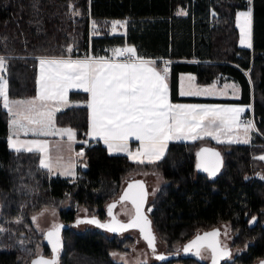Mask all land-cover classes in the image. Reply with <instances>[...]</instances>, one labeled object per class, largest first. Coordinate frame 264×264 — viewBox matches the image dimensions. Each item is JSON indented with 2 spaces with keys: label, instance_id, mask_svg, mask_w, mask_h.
<instances>
[{
  "label": "trees",
  "instance_id": "trees-1",
  "mask_svg": "<svg viewBox=\"0 0 264 264\" xmlns=\"http://www.w3.org/2000/svg\"><path fill=\"white\" fill-rule=\"evenodd\" d=\"M0 0V56L7 57L5 78L10 99L36 95L38 57L91 55L109 58L116 47L131 46L145 59H170V92L178 97V74H195L206 85L226 75L240 84L239 102L252 103L258 134L250 145H213L223 167L216 176L197 173L195 154L202 141L170 143L154 163H138L123 155H110L100 142L89 141L85 105L57 113L55 122L75 131L77 176L64 179L40 167L37 152L16 153L8 148V113L0 99V264H30L37 256L50 258L52 249L33 227V217L44 209L55 210L61 229L59 264H122L112 253H125L132 238L95 226L78 231L72 225L80 208L84 219L105 222L106 206L115 200L130 176L148 171L159 175L147 208L151 226L166 250L151 264H205L181 256L183 246L198 234L225 225L231 232L234 259L220 264H257L264 260V0ZM70 5L79 10L73 16ZM252 7L254 47L238 45L237 11ZM186 15H177L178 10ZM128 21L125 35L109 32L108 22ZM97 26L91 30V24ZM71 46L72 51L67 48ZM182 61V62H181ZM243 72L248 73V78ZM87 93L71 91V101L85 102ZM249 111L246 112V115ZM68 207H63L65 203ZM255 217V221H253ZM22 222L17 224L15 221ZM11 233V236L8 234ZM34 237L28 240L27 236ZM29 246V257L20 261L17 242ZM42 251L36 255L35 245ZM16 246V247H12ZM231 249V248H230ZM168 257V258H167Z\"/></svg>",
  "mask_w": 264,
  "mask_h": 264
},
{
  "label": "snow or ice",
  "instance_id": "snow-or-ice-1",
  "mask_svg": "<svg viewBox=\"0 0 264 264\" xmlns=\"http://www.w3.org/2000/svg\"><path fill=\"white\" fill-rule=\"evenodd\" d=\"M37 3L33 4L34 8L37 7ZM70 12L73 16L80 15L79 10L71 5ZM176 14L186 15V12L181 9ZM251 15L250 8L248 11L237 13V26L241 33L240 44L248 48L252 47ZM117 26L123 27L124 22L113 21V29ZM67 51L71 52L72 47L69 46ZM114 56L123 59L117 62L112 59L93 57L72 59L70 56L63 55L38 57L40 75L36 82L37 95L27 100H10L8 82L4 75L7 70V57L0 56V98L10 117L8 121L11 132L8 138L9 148L16 153L40 152V167L51 172L53 165L48 156L47 141L28 140L18 147L21 145L19 133L31 132L34 136L60 135L72 141L75 137L73 129L55 128L53 117L55 112L60 111L59 106L50 108L46 103L49 100L66 102L67 90L70 87L82 88L84 92L90 93L87 102L90 110L87 135L99 136L103 139L110 153L127 151L126 142L130 136L140 141L142 151H138L135 156L130 154L131 159L139 156L147 157L149 163L159 161L165 154L169 140H196L210 136L223 143L225 141L220 140V137L224 135L228 136V143H249V134L257 131L252 120H241V115L245 112L244 107L170 104L165 83L168 73L167 64L162 71L157 70L154 66L155 62L139 56L134 47L117 48L114 50ZM188 79L192 81L194 77L190 76ZM227 87H231L234 94L238 93L237 85H225V88ZM201 94H213V92L211 88L181 92V95ZM234 128L238 133L235 138L230 135ZM241 132L242 136L239 135ZM78 155H83V152ZM197 156L203 157L197 163V168L208 172L209 176H215L219 171L220 154L202 148ZM207 157L215 158V160H209ZM260 159H264V156ZM144 162L143 158L139 160V163ZM65 174H73L71 167ZM133 187L134 185H129V189ZM135 187L142 189L139 183ZM145 197L146 193L141 191L137 197L132 198V203L136 208V217L129 224L118 223L114 218L111 224H99L95 219L78 222L96 223L111 232L125 230L128 227H139L148 246L154 249L155 236L150 230L149 222L140 213ZM127 198L128 193L126 192L121 199ZM112 207L109 206L110 213ZM35 219L33 217V220ZM255 219L253 217V221ZM21 222L20 219L15 221L17 224ZM4 231L6 229L0 227V232ZM218 236L219 233L215 230L205 233L204 236H197L185 246L184 251L201 257L202 249L210 250L212 264H219L221 259L230 258L231 253L226 247L220 245ZM47 238L52 245V258L46 259L41 256L34 259L32 264H59L61 244L58 230L48 232ZM113 255L116 254L113 253ZM158 258L164 259L163 256Z\"/></svg>",
  "mask_w": 264,
  "mask_h": 264
},
{
  "label": "crops",
  "instance_id": "crops-1",
  "mask_svg": "<svg viewBox=\"0 0 264 264\" xmlns=\"http://www.w3.org/2000/svg\"><path fill=\"white\" fill-rule=\"evenodd\" d=\"M249 8L251 9V13H252V15H251V40H252V47L248 48V47H244L242 45L239 46V47L245 48V49H250L252 51V49L254 47L253 38H254V31H255L252 7L249 6L246 10H240V11H237V13L238 12L248 11ZM237 13H236V17H235V26H237ZM241 23H242V21H241ZM239 37H240V34H239ZM124 47H120V48H124ZM67 56H70L72 59H84L85 57H93L91 55H86V56H82V57H72L71 55H67ZM93 58H98V57H93ZM105 59H112V60H115V61L119 62L118 59H120V57L110 56L109 58H105ZM36 60H37L36 70H37V79H38V77L40 75V65H39V60L37 58H36ZM146 60H150V61H154L155 62V59H146ZM154 66L157 68V70H160V68H159V66H158V64L156 62H155ZM243 73L248 78V75L246 74V72H243ZM190 76L194 77V79L192 81H189V79H188ZM169 78H170V74L166 75L165 83L167 84L168 101L172 105L239 106V107H244L245 108V112L241 115V118H242V116L246 115L247 111H249L248 114L253 113L252 103L243 104V103L239 102L240 97H241L240 84L237 81H235L234 79H232V78H230V77H228L226 75L219 76L218 78H216L215 80H213L209 84L202 85V84H198L197 83L195 74L190 73V72H180L178 74V90H177L178 97L179 98H193V99H196L194 101H183V100H174V99H172V95H171V92H170ZM37 79H36V82H37ZM232 84H235V85L238 86V93L234 94L233 89L231 87L225 88V85H229L230 86ZM205 88H211L213 94L181 95L182 91H185V92L189 91V90L196 91L198 89H205ZM37 90H38V85L36 83V95H37ZM71 91L84 92L82 88L70 87L67 90V101L66 102H63V101L57 102L55 100H49V101L46 102L49 105L50 108H55L57 106H59V108H60V111L55 112L54 113V117H53L55 128H57V129L70 128V127H61V126L56 125L55 118H56L57 113H59L61 111H64V110H66V109H68L70 107H75V106H79L80 105L79 103L81 101H71L69 99V93ZM84 93H87V92H84ZM87 95H88L87 100L85 102H81V104L85 105L86 107H87V102H88V100L90 98V93H87ZM34 97H31V98H34ZM31 98H18V99H10V100H21V99L27 100V99H31ZM0 99H1L2 105H3V100H2V98H0ZM15 110L16 109L14 108V111ZM87 110H88V131H89V112H90V110H89L88 107H87ZM9 119H10V117H9V114H8V121H9ZM10 134H11V132H10L9 123H8V136H7L8 148H9L8 138H9ZM237 134H238L237 130L234 128L233 133H231L230 135H232L235 138L237 136ZM255 134H258L257 131L251 132L249 134L250 135L249 143H242V142L228 143L227 142L228 136L222 135L220 137V140L225 141L223 143L218 142L216 139H213L210 136H206L203 139H196V140H192V139L169 140V141H167V146L170 143H194L196 141H202V142H206V143H209V144H212V145H216V146L217 145H222V144H227V145H235V144L250 145V144H252V142H253V140L255 138ZM239 135L242 136V132L239 133ZM19 140L21 141V145H18V147L22 146V143L24 141H28V140L47 141V143H48V156H50V158H51V163H52L53 167H52V171L51 172H49L48 169H46V170L50 174H52L54 176H58V177L64 178V179L73 180V179L76 178V176L78 174L77 173V165H78L77 156H78V153H79L75 149V145L77 144L76 137H74V139L72 141H69L66 136H64V137H61L60 135L34 136L31 132H29L27 134H24L23 132H20L19 133ZM89 141L100 142L106 148L107 153L110 154V155H123V156L128 157L130 160H132L134 162H139V160L141 158H143L145 160V162H148L147 157H139L138 156L135 159H131L130 158V154L132 156H135V154L138 151H142L140 141L136 140L132 136L128 137V140L126 142L127 143V151H123V152L113 151L112 153H110L109 150H108L107 145L104 143L103 139H101L99 136L91 137V136L87 135L86 142H89ZM167 146H166V148H167ZM37 153L40 155V159H41V153L38 152V151H37ZM69 167H71V170H72V173H73L72 175L65 174Z\"/></svg>",
  "mask_w": 264,
  "mask_h": 264
},
{
  "label": "rangeland",
  "instance_id": "rangeland-1",
  "mask_svg": "<svg viewBox=\"0 0 264 264\" xmlns=\"http://www.w3.org/2000/svg\"><path fill=\"white\" fill-rule=\"evenodd\" d=\"M113 21L124 22V26L123 27L117 26L115 29H113V27H112ZM127 25H128V21H125V20L109 21L108 22L109 32L113 35H125L126 30H127ZM96 28H97V26L92 23L91 24V30L95 31ZM236 28L238 30V35L240 34V36H241L240 28L238 26H236ZM238 45L241 46L240 37L238 39ZM125 47H128V46H125ZM117 48H120V47H116L115 49H117ZM111 56H114V51L112 52ZM246 74L248 75L247 72H246ZM79 104H80L79 106H82L81 102ZM257 133H258V131H257ZM84 143L86 144L87 142L85 141ZM79 153H81V152H79ZM165 153H166V150H165ZM262 156H264V153L258 155L257 158L260 159V157H262ZM77 159H78V156H77ZM260 160L263 163V168H264V159H260ZM144 163H149V162H144ZM136 177L144 179V181L146 183L145 191L148 193V201H151L156 190H157V188L162 184L161 177L159 175H157L156 173L148 172V171L142 172V173H140V176H136ZM136 192L137 191H132V194H131L132 198L138 196V193H136ZM68 206L69 205L67 202L63 205V207H68ZM149 209L150 208H146L147 213H149ZM78 212H79V214H77V215H78L79 219L85 218V216L87 215V212L83 208H80L78 210ZM34 217L36 219L33 220V227L39 233L46 232V230H48L50 228H55V226H57V224L60 223V220L57 218L56 211L51 210V209H44V210L40 211L39 213H37ZM89 226H88V224H83V223L78 224L76 230L81 231V230H83ZM218 229L220 230L219 240L221 242V245H222V247L227 248V246H229V243L231 240V232L228 229V227L225 225L219 226ZM8 234H9V236H11V233H9V231H8ZM153 234L155 236V241H154L155 249L151 253L149 251V248H148V245L146 244V242H144V240L140 238L138 230H130V231L123 232L120 236H122V237L130 236L132 238V243L128 244L129 249L127 252H125V253L115 252L116 255H113V253H112L113 260H115L116 262L122 263V264H151V263L156 262L157 259H155L153 257L154 253L155 254L156 253L157 254L164 253L166 250V246L159 239L158 235L156 233H154V231H153ZM27 238H28V240L34 239V237L31 236V234H29V236H27ZM12 247L14 248L16 246H12ZM16 249H17V254H18L17 255L18 260L24 261L29 257L30 248H29V246L26 245L25 241H21V240L18 241ZM10 250H11V248L7 244L0 245V251H10ZM41 251H42L41 247L38 244H36L34 247V252L36 253V255L40 254Z\"/></svg>",
  "mask_w": 264,
  "mask_h": 264
},
{
  "label": "water",
  "instance_id": "water-1",
  "mask_svg": "<svg viewBox=\"0 0 264 264\" xmlns=\"http://www.w3.org/2000/svg\"><path fill=\"white\" fill-rule=\"evenodd\" d=\"M202 148H204V149H210L211 151L218 152L220 154L219 159H218L219 171L216 173V175H217L221 171V169L223 167L222 154H221V152L219 151V149L217 147H215L213 145H207V144L200 146V148L197 150V152L195 154V170H196V172L197 173H205V174H208V172L203 171V170L197 168V163L200 162L201 159H203V157H198L197 156V153L200 152V150ZM204 155L207 156V154H204ZM207 158L209 160H215V158H212V157H207ZM136 176L137 175L130 176V178L124 184V186H123V188H122L119 196L115 200H113V201H111V202H109L107 204V206H106V215H107V218L108 219L105 222H103V223L99 222V224H111L113 222V218L118 223H121V224H129L136 217V208H135V206L132 203V197H131L132 191H137L136 193H138V194L141 191H143V192L146 193V197H145L143 203L141 204L140 213L149 222V224H150V230L153 233V229H152V226H151V221H150L149 215H148L147 210H146L147 205H148V193L145 191L146 183H145V181L143 179L137 178ZM137 183H139L140 185H142V189L139 188V187H135V185H137ZM129 185H134V187L131 188V189H129ZM126 192L128 193V198L122 200L121 198L125 195ZM109 206H113L111 208V213L109 212ZM86 220H91V219L90 218L89 219H84V218L79 219V218H77L76 221L72 225H77L79 223L78 221H86ZM93 224L95 226H98V224H96V223H93ZM64 227H65L64 224L61 223L58 226H56L54 229L51 228V229L46 230V232H44V239L49 243L48 238H47V233L50 232V231L56 232L57 230H58V235L60 237L61 229L64 228ZM98 227H100V226H98ZM130 230H139L140 231L139 227H128L125 230H118V231L112 232V233H116V234H119L120 235L123 232L130 231ZM214 230L217 231L219 233V235H220V230L218 228H213L211 230L202 232V233L198 234L197 236H204L205 233H210V232H212ZM196 237H194L190 242L186 243L184 245V248H185L186 245L190 244L193 240H195ZM217 239H218V241L220 243L219 236L217 237ZM60 244H62L61 241H60ZM49 245L51 246V249H52V245L50 243H49ZM220 245H221V243H220ZM148 248L150 250L153 249V248H150L149 246H148ZM184 248H183V250L181 252V256L182 255L183 256H185V255L186 256H189L190 255L191 257L198 258L201 262H203L205 264H212L210 250L202 249V251H201V257H197V256L193 255L191 252H188V253L185 252V254H184ZM227 250L230 252L229 249H227ZM52 255H53V253H52ZM161 255L162 254H160L158 257H161ZM39 257H41V256L34 257L32 259V261L34 259L39 258ZM51 258H52V256L50 258H46V259H51ZM225 259H227V258L221 259L219 261V264L222 261H224ZM32 261L30 262V264H32ZM257 264H264V260L259 261Z\"/></svg>",
  "mask_w": 264,
  "mask_h": 264
},
{
  "label": "built area",
  "instance_id": "built-area-1",
  "mask_svg": "<svg viewBox=\"0 0 264 264\" xmlns=\"http://www.w3.org/2000/svg\"><path fill=\"white\" fill-rule=\"evenodd\" d=\"M121 59H123V58L118 59V61H120ZM155 62L158 64V66H159V68H160L161 71L165 67V64H167V67H168V73H167V75L170 73L171 68H172V63H173L172 60H170V59H159V60H155ZM252 117H253L252 113L251 114H247L245 116H242L241 120L247 121V120H250L251 119L254 122V120H253ZM79 152H83V149L80 148L79 149Z\"/></svg>",
  "mask_w": 264,
  "mask_h": 264
},
{
  "label": "flooded vegetation",
  "instance_id": "flooded-vegetation-1",
  "mask_svg": "<svg viewBox=\"0 0 264 264\" xmlns=\"http://www.w3.org/2000/svg\"><path fill=\"white\" fill-rule=\"evenodd\" d=\"M137 176H140V174H138ZM144 180V179H143ZM85 223V222H84ZM60 223H58L57 224V226L59 225ZM56 227V226H55ZM51 229V228H50ZM52 229H54V228H52ZM138 232H139V235H140V238L141 239H143L144 240V242H146V244H147V241L143 238V235L141 234V232L138 230ZM221 243V242H220ZM222 246V245H221ZM184 247V246H183ZM231 248V249H230ZM154 249H155V247H154ZM154 249H152V250H150L149 249V251L152 253L153 251H154ZM183 249V248H182ZM226 249H229L230 250V253H231V257L230 258H227V259H234L235 257H236V255H237V252H238V250H233L232 249V247H230V243H229V246H227V248ZM194 250V249H193ZM238 253H240L241 254V251L240 252H238ZM184 254H185V251H184ZM160 254H155L154 253V255H153V257L155 258V259H158V256H159ZM226 260V259H225Z\"/></svg>",
  "mask_w": 264,
  "mask_h": 264
}]
</instances>
